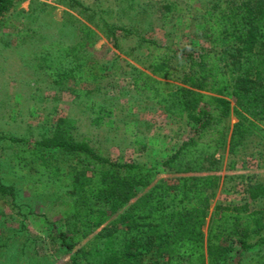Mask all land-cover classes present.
<instances>
[{"label":"trees","instance_id":"trees-1","mask_svg":"<svg viewBox=\"0 0 264 264\" xmlns=\"http://www.w3.org/2000/svg\"><path fill=\"white\" fill-rule=\"evenodd\" d=\"M25 1L0 0V29H14L17 42L36 38L37 67L52 85L70 84L65 91L77 98L100 91L102 80L114 88L113 62L87 56L96 39L90 28L75 21V41L40 42L36 28L8 18ZM196 1L186 8L167 2L159 16L165 27L187 13L192 36L205 46L179 51L173 66L178 52L142 38L144 71H125L135 94L192 126L158 164L109 160L75 137L71 117L56 118L36 139L0 136L11 175L59 200L55 240L69 255L66 264H264V247L255 250L264 246V180L246 185L240 203L214 207L206 222L219 184L215 155L233 157L248 137L264 139V0H207L189 13ZM175 74L178 85L171 86ZM230 114L235 122L228 130ZM90 124L117 129L112 110L98 103L91 105ZM122 126L142 152L141 136L130 132V123ZM14 200L13 186L0 183V205ZM147 254L159 261L144 260Z\"/></svg>","mask_w":264,"mask_h":264},{"label":"rangeland","instance_id":"rangeland-1","mask_svg":"<svg viewBox=\"0 0 264 264\" xmlns=\"http://www.w3.org/2000/svg\"><path fill=\"white\" fill-rule=\"evenodd\" d=\"M74 1L78 6L68 0H28L9 13L8 18L14 26L36 28L40 42L75 41L73 22L84 24L96 36L87 56L99 64L113 62L114 88L102 80L100 91L82 98L71 96L65 91L70 84L52 85L39 71L36 38L17 42L14 29H0V136L36 139L49 133L56 118L71 117L76 121L75 137L87 139L109 160L118 164H158L189 137L192 126L168 118L159 107L135 94L125 71H144L146 52L140 42L142 38L178 52L173 66L181 59L179 51L205 46L192 36L187 13L172 19L168 26L161 25L163 4L176 2L186 8L188 0ZM206 1L191 2L188 12L202 9ZM179 76L172 75L171 86L178 85ZM85 86L89 90L93 87L88 83ZM93 103L112 110L117 129L90 124ZM234 122L230 114L226 121L228 130ZM124 123H130V132L141 136L145 144L142 152L130 145L128 135L123 132ZM2 146L0 142V183L13 186L15 200L12 206L0 205V264H66L69 255L55 240L61 210L59 200L36 194L13 177L6 163L9 150ZM214 160L219 184L211 195L206 222L214 207L240 203L246 185L264 180V139L248 137L235 156L222 152ZM159 173L162 174L160 170ZM202 231L205 233V226ZM263 247L258 245L255 250ZM147 259L159 261L151 254L144 257Z\"/></svg>","mask_w":264,"mask_h":264}]
</instances>
